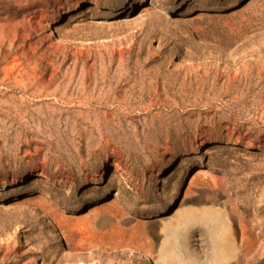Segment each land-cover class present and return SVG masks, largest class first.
<instances>
[{"label": "rangeland", "instance_id": "374dc122", "mask_svg": "<svg viewBox=\"0 0 264 264\" xmlns=\"http://www.w3.org/2000/svg\"><path fill=\"white\" fill-rule=\"evenodd\" d=\"M0 264H264V0H0Z\"/></svg>", "mask_w": 264, "mask_h": 264}, {"label": "bare ground", "instance_id": "6f19581e", "mask_svg": "<svg viewBox=\"0 0 264 264\" xmlns=\"http://www.w3.org/2000/svg\"><path fill=\"white\" fill-rule=\"evenodd\" d=\"M23 181H25V180H23Z\"/></svg>", "mask_w": 264, "mask_h": 264}]
</instances>
